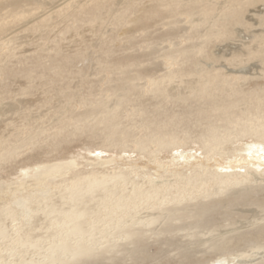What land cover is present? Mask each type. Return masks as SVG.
Wrapping results in <instances>:
<instances>
[{
	"label": "bare ground",
	"instance_id": "6f19581e",
	"mask_svg": "<svg viewBox=\"0 0 264 264\" xmlns=\"http://www.w3.org/2000/svg\"><path fill=\"white\" fill-rule=\"evenodd\" d=\"M33 1L35 0H17L12 5L17 8L23 2L34 3ZM178 1L168 0L162 6L170 7L169 15L175 16L179 13ZM190 1V9L183 13L193 18L190 28L197 32V36L199 33L196 44L189 47L190 51L183 48L176 53L167 52L166 62L174 65L177 58L186 56L189 52L201 54L203 43L231 38L232 33H237V28L243 27L250 32V36H246L250 40L241 45L248 49V55L260 56V61L264 64V0ZM200 27L204 29L199 32ZM226 69L228 70L205 69L196 63L193 71L191 70L192 74H188L191 76L189 79L169 71L162 79L147 78L145 84L143 82L141 91L144 89L145 93L149 92L156 99L162 98L163 102L168 98L177 97L178 104L183 105L179 114H175V111L169 112L170 108L164 109L162 113L157 112L161 119L153 121V126V122L144 123L146 119L142 120L143 123L140 122L142 124L137 132L128 139L129 144L141 153L153 154L168 148L173 155L167 164L175 166L170 178L163 180L161 176L138 173L137 168L131 164L110 174L95 171L81 175L78 171L80 175L76 177L72 175L68 180L50 184L48 194L29 198V202L33 203L30 210L17 206L14 196L10 199L7 197L8 200L0 205V264H125L133 260L142 262L151 258L152 255L147 253V249L153 243H157L162 250L163 247L174 246L183 252L181 257L186 258L190 254L186 251L188 246L201 243L200 234L210 232L208 227H214L217 215H229V208L237 203L246 202L259 206V202L263 200H259L256 195L263 189L260 182L264 181V86L243 92L240 87L248 80L247 76L238 73L243 70ZM143 78L136 75L124 77L113 89V98H106L108 103L103 98L99 100L101 94L98 100L95 98L98 102L88 103L89 100H86V104L85 100H80V106L77 104L85 110L78 117L70 115L77 117L72 124L80 123L82 127H87L93 121L94 124H102L107 129L102 142H111L117 130L114 116L117 106L124 101L128 89L135 87L137 81ZM176 79L187 88L183 94L167 88V85ZM69 94V97L72 96ZM112 99L115 102L110 105ZM70 106L74 109L75 104ZM161 109L163 110L162 107ZM158 110L157 108L156 111ZM58 115L56 123L62 121L60 114ZM126 117L130 121L129 116ZM72 120L74 119L69 118L68 122ZM135 120L127 123L135 124ZM18 129L21 131L22 128ZM178 129L181 131L178 132ZM194 129L198 130L195 137L190 134ZM40 130L39 128L37 135L30 136L27 133L23 136L18 130L16 132L21 133V142H26L33 136L39 139ZM140 132L142 135L138 136ZM121 135L122 133H119V140L115 139L114 143H124L125 136ZM14 139L17 140L13 137ZM38 139L34 140L35 143H38ZM1 142L0 159L5 154V145ZM189 142L199 145L198 148H187ZM9 146L10 144L6 146L8 152L12 150ZM21 147L24 148L23 145ZM226 149L232 151L224 153ZM222 153L223 160H227L222 164L211 165L210 160L214 155ZM167 164H163V167L167 166L165 169L168 168ZM23 175H28L25 169ZM259 179L261 181L258 183ZM178 233H184L181 237L189 236L186 244L179 243L181 237ZM261 238H264V224L251 235L242 234L236 238L213 240L209 248L213 252H219V256L226 255L225 259H217L218 264H236V256L231 252L233 248L247 239ZM177 244L180 247H177Z\"/></svg>",
	"mask_w": 264,
	"mask_h": 264
},
{
	"label": "rangeland",
	"instance_id": "374dc122",
	"mask_svg": "<svg viewBox=\"0 0 264 264\" xmlns=\"http://www.w3.org/2000/svg\"><path fill=\"white\" fill-rule=\"evenodd\" d=\"M14 1L17 0H0V140L3 138L0 142L5 145V154L0 159L1 162L4 160L0 162V205L14 196L17 206L30 210L33 207L30 199L48 194L50 184L68 180L72 175L76 177L95 171L110 174L131 164L137 168L138 173L161 176L163 180L170 178L175 166L167 164L173 155L168 148L149 155L147 152H139L128 142L144 119V123L156 122L160 118L157 114L164 109L170 108L169 112L175 111V114L182 110L183 105L178 104L177 97L168 98L164 103L162 98L156 99L149 92L145 93L144 89L141 91L147 78L162 79L163 75L174 71L178 76L189 79L191 76L188 74H192L195 64L199 63L205 69L243 70L238 72L248 77L240 87L243 92L264 86V64L260 61L261 57L248 55V49L241 45L250 40L246 38L250 32L243 27L237 28V33H232L231 38L203 43L201 54L189 52L177 58L174 65L166 62L167 52L176 53L183 48L189 50V47L196 44L199 33L197 36V32L190 28L193 18L183 13L190 9V0L178 1L179 13L175 16L169 15L170 7L162 6L168 0H35L34 3L23 2L17 8L12 5ZM203 29L200 27L199 32ZM135 75L144 78L139 79L135 87L128 89L130 94L127 92L124 101L117 106L114 114L117 130L111 142H102L107 132L102 124H94V121L87 127H82L80 123L72 124L85 110L79 108L80 100H85L86 104L98 102L95 98L98 100L101 94L99 100L103 98L108 103L106 98H113V89L117 84L124 77ZM167 88L182 94L187 90L179 79L170 82ZM66 93H70L72 99ZM113 102L114 99L110 105ZM72 104L76 106L74 109L70 106ZM157 108L161 112L156 111ZM133 113L136 120L140 117L137 121L132 117ZM58 114L62 120L60 123H56ZM126 116H129L130 121L135 120V124L127 123L130 121ZM69 118L74 120L68 122ZM149 118L154 120L150 121ZM39 128L42 132L38 135H41L39 139L31 136L29 141L21 142L22 135H37ZM119 133L125 136L124 143H114L115 139L119 140ZM140 133L138 136L142 135ZM190 134L195 137L198 130L194 129ZM13 137L17 140H13ZM36 139L38 143H35ZM16 141L21 142L20 145H16ZM9 144L12 150L8 152L6 146ZM198 146L190 142L187 144V148L194 150ZM230 151L226 149L224 153ZM216 155L210 160L211 165L222 164L227 160L221 157L223 153ZM163 164H167L168 168L165 169L167 166L163 167ZM24 169L28 175H23ZM260 185L263 189L257 192L256 197L264 201V181ZM263 201L259 202V206L237 203L229 208V215H217L214 227H208L210 232L199 233L201 243L189 245L190 248L188 246L186 251L190 254L186 258L181 257L183 252L174 246L163 247L162 250L157 243H153L147 249L151 258L142 262L127 261L125 264H218L217 259H225L226 255L219 256V252H213L209 248L210 243L221 238L253 234L264 224ZM183 234L177 235L181 237ZM251 239L231 251L236 256V264H264V238ZM188 240L189 236L181 237L179 243L184 245ZM177 247H180L179 244Z\"/></svg>",
	"mask_w": 264,
	"mask_h": 264
}]
</instances>
